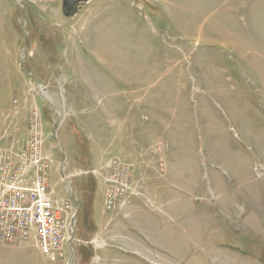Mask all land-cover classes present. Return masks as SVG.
Instances as JSON below:
<instances>
[{
	"label": "rangeland",
	"instance_id": "rangeland-1",
	"mask_svg": "<svg viewBox=\"0 0 264 264\" xmlns=\"http://www.w3.org/2000/svg\"><path fill=\"white\" fill-rule=\"evenodd\" d=\"M10 121L9 149L43 134L79 243L51 261L26 233L0 264H264V0H92L70 18L0 0V135Z\"/></svg>",
	"mask_w": 264,
	"mask_h": 264
},
{
	"label": "built area",
	"instance_id": "built-area-1",
	"mask_svg": "<svg viewBox=\"0 0 264 264\" xmlns=\"http://www.w3.org/2000/svg\"><path fill=\"white\" fill-rule=\"evenodd\" d=\"M14 124L10 121L0 135V243L27 240L26 233H31L42 253L55 261L63 257L65 244L74 242L71 234L76 227V201L56 195L48 173L53 160L45 150L43 134L41 137L32 130L30 139L25 134L23 143L7 148V144L16 146L21 139V128ZM111 189L106 190L107 208L124 190ZM72 207L75 213L67 226Z\"/></svg>",
	"mask_w": 264,
	"mask_h": 264
},
{
	"label": "water",
	"instance_id": "water-1",
	"mask_svg": "<svg viewBox=\"0 0 264 264\" xmlns=\"http://www.w3.org/2000/svg\"><path fill=\"white\" fill-rule=\"evenodd\" d=\"M82 0H63L64 2V14L69 16L73 13H77L79 10L78 4ZM72 245V244H70Z\"/></svg>",
	"mask_w": 264,
	"mask_h": 264
},
{
	"label": "bare ground",
	"instance_id": "bare-ground-1",
	"mask_svg": "<svg viewBox=\"0 0 264 264\" xmlns=\"http://www.w3.org/2000/svg\"><path fill=\"white\" fill-rule=\"evenodd\" d=\"M80 6V9L82 8V6L81 5H79ZM72 210H73V207H72ZM72 214H70L69 215V217H68V221H67V226L69 225V223H70V221H71V218H72V216H73V214L75 213V211H73V212H71ZM77 230V229H76ZM69 239V234L67 235V238H66V241ZM79 243V241H76V240H74V242H73V244L74 245H77ZM67 247V246H66Z\"/></svg>",
	"mask_w": 264,
	"mask_h": 264
},
{
	"label": "flooded vegetation",
	"instance_id": "flooded-vegetation-1",
	"mask_svg": "<svg viewBox=\"0 0 264 264\" xmlns=\"http://www.w3.org/2000/svg\"><path fill=\"white\" fill-rule=\"evenodd\" d=\"M82 3V4H81ZM87 2L85 1V2H80L79 3V5H85ZM79 8H80V6H78ZM80 11V10H79ZM74 16V15H73ZM73 16H71V17H73Z\"/></svg>",
	"mask_w": 264,
	"mask_h": 264
},
{
	"label": "crops",
	"instance_id": "crops-1",
	"mask_svg": "<svg viewBox=\"0 0 264 264\" xmlns=\"http://www.w3.org/2000/svg\"><path fill=\"white\" fill-rule=\"evenodd\" d=\"M56 102H59L58 100H56ZM7 126V125H6ZM15 126H18L17 124H14L13 125V127H15ZM13 129V128H12ZM123 137H124V135H123ZM69 197V196H68Z\"/></svg>",
	"mask_w": 264,
	"mask_h": 264
}]
</instances>
